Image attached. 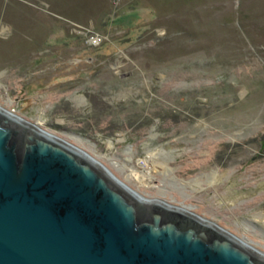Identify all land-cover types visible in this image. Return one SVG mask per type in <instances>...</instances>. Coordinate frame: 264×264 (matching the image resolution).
Segmentation results:
<instances>
[{"label":"rangeland","instance_id":"obj_1","mask_svg":"<svg viewBox=\"0 0 264 264\" xmlns=\"http://www.w3.org/2000/svg\"><path fill=\"white\" fill-rule=\"evenodd\" d=\"M0 106L264 252V0H0Z\"/></svg>","mask_w":264,"mask_h":264},{"label":"water","instance_id":"obj_2","mask_svg":"<svg viewBox=\"0 0 264 264\" xmlns=\"http://www.w3.org/2000/svg\"><path fill=\"white\" fill-rule=\"evenodd\" d=\"M32 124L0 106V264H264L217 223L143 199Z\"/></svg>","mask_w":264,"mask_h":264},{"label":"bare ground","instance_id":"obj_3","mask_svg":"<svg viewBox=\"0 0 264 264\" xmlns=\"http://www.w3.org/2000/svg\"><path fill=\"white\" fill-rule=\"evenodd\" d=\"M3 108V107H2ZM3 110H5V111H8L7 109H4L3 108ZM9 113H11V114H14V113H12V112H10L9 111ZM25 120V119H24ZM27 121V120H26ZM28 122V121H27ZM32 124V123H31ZM32 125H34V126H36L37 128H39L40 129V127L39 126H37V125H35V124H32ZM40 130H42V129H40ZM42 131H44V132H46V133H48V134H50L49 132H47V131H45V130H42ZM52 135V134H51ZM63 140V139H62ZM67 142V141H66ZM69 143V142H68ZM71 144V143H70ZM84 151V150H83ZM87 153V152H86ZM88 154V153H87ZM89 156H91L90 154H88ZM92 157V156H91ZM93 159H95L94 157H92ZM96 160V159H95ZM97 161V160H96ZM98 162V161H97ZM102 166H104L108 171H109V169L104 165V164H102L101 162H99ZM111 174H112V172L111 171H109ZM113 175V174H112ZM117 178V177H116ZM118 179V178H117ZM119 180V179H118ZM120 182H122L121 180H119ZM123 184H125L124 182H122ZM126 186H128L127 184H125ZM129 187V186H128ZM129 188H131V187H129ZM131 190H133L132 188H131ZM136 194H138L140 197H142L143 199H146V200H157V199H147L146 197H144V196H142V195H140L138 192H136L135 190H133ZM159 201H162V200H159ZM162 202H164V203H166L167 205H169V206H175V207H178V208H180L179 206H176V205H172V204H169V203H167L166 201H162ZM181 209H184V210H186V211H188V212H190V213H193L191 210H189V209H187V208H183V207H181ZM193 214H195V213H193ZM240 241H242L243 243H245L246 245H248V246H250V247H253L251 244H250V242H248V239L247 240H244V239H241V238H238ZM253 248H255V247H253ZM256 249V248H255ZM259 252H261V253H264L263 251H260L259 250Z\"/></svg>","mask_w":264,"mask_h":264},{"label":"built area","instance_id":"obj_4","mask_svg":"<svg viewBox=\"0 0 264 264\" xmlns=\"http://www.w3.org/2000/svg\"><path fill=\"white\" fill-rule=\"evenodd\" d=\"M89 40H90L92 45H97L101 41V39L98 36H95L94 33H91Z\"/></svg>","mask_w":264,"mask_h":264}]
</instances>
